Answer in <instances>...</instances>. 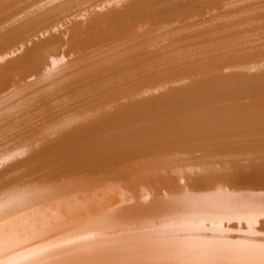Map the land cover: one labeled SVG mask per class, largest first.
<instances>
[{"label":"bare ground","instance_id":"6f19581e","mask_svg":"<svg viewBox=\"0 0 264 264\" xmlns=\"http://www.w3.org/2000/svg\"><path fill=\"white\" fill-rule=\"evenodd\" d=\"M258 90L264 0H0V264H264Z\"/></svg>","mask_w":264,"mask_h":264},{"label":"rangeland","instance_id":"374dc122","mask_svg":"<svg viewBox=\"0 0 264 264\" xmlns=\"http://www.w3.org/2000/svg\"><path fill=\"white\" fill-rule=\"evenodd\" d=\"M111 83L110 81H97V82H92V85L91 84H89V86L85 89V90H82V92L83 93H81V99L83 98V100H84V93H86V97H89V98H86L85 97V99H94L95 98V93L97 94V96L98 95H100V96H102V94L104 93L105 94V92H107V90L105 89V87H107L106 85H108L109 83ZM101 83H103L102 85H100ZM95 84V85H94ZM92 86H95L94 87V89H93V87ZM104 87V89H105V92H99V93H101V94H99L98 92H96V91H103L104 89H102ZM91 88V89H90ZM88 89H90L89 91H88ZM102 89V90H101ZM95 91V92H94ZM258 91H260V90H258ZM258 91H253V92H250L249 93V95L251 94V95H257V93H261V94H264L263 92H264V90H261L260 92H258ZM94 92V94L91 96V94L90 93H93ZM90 94L89 96H88V94ZM96 96V97H97ZM99 96V97H100ZM98 98V97H97ZM81 99H79V100H81ZM78 99H77V101H79ZM76 101V100H75ZM54 110V109H53ZM50 111H51V109H50ZM49 111V113L51 114V112ZM48 112V110H46V112L45 113H47ZM43 115V114H42ZM41 115V117H43ZM45 115V114H44ZM47 115H48V113H47ZM39 117V116H38ZM37 116H33V118H38ZM41 117H39V118H41ZM38 118V119H39ZM36 120V119H35ZM35 120H33L34 122V124L35 125H37L36 123L37 122H39L38 120L35 122ZM237 122H240V121H238V120H236ZM236 121L235 122H233V124L229 127V128H227L226 129V132L228 131H230L229 129H231L232 130V132L230 131V133H234V135L236 134V135H238L239 137H234V141H237V140H241V138H242V140L243 139H249V138H253L252 136H241V135H243V133L245 134L247 131L248 132H254V131H257V129H264V125L263 124H260V123H243V122H240L239 124L238 123H236ZM34 124H33V126H34ZM237 125V126H236ZM252 125V126H251ZM234 126H236V127H234ZM242 126V127H241ZM259 126V127H258ZM232 127V128H231ZM240 127V128H239ZM261 127V128H260ZM238 128V129H237ZM242 128V129H241ZM252 128H254V129H252ZM237 129V130H236ZM244 129V130H243ZM248 129V130H247ZM235 130V131H234ZM242 130V131H241ZM251 130V131H250ZM234 131V132H233ZM238 132V133H237ZM115 136V137H114ZM113 136V138H112V136H108V138L107 137H103L104 139H106L105 141H104V139H102V140H98V141H94L93 142V146H92V148L90 149L91 151H93V150H95V151H93V152H90V150H85V151H81V152H76V154L75 155H73V154H70V155H67V156H64L63 154H65L64 152H62V151H60V150H58V151H55V152H53V154L51 153V155H53L52 157H47V161H51L52 163H50V162H47L45 159H46V157L44 156L42 159L44 160V162L43 163H40V162H42L43 160L42 159H40V161H39V164H38V166L37 165H31V166H34V167H36V169L38 168V170H35V168L34 167H25V169L24 168H22L24 171H26L27 173H29L28 175H32V177H33V175L35 174V173H38L39 172V174L41 175V174H52V175H56V169H58V171L59 172H57V174H59L60 172H64L65 170H66V168L65 167H67L68 165H66V164H69L70 162H71V160L70 159H72V162L74 161V163H76L78 160H81V161H78L77 162V165L76 164H72V165H76V166H78L79 164V162L81 163V164H83V166L80 164L79 166H82V167H86V165L87 166H91V167H93V165H96V163L97 162H99V164L101 165V164H103V162L105 163L106 161H110V160H113L115 157H117V156H119V155H122V154H124V152L126 153V152H131V151H133V146H135V145H133V143H134V139H132V141L131 140H129V138H128V140L129 141H131L130 143H128L127 144V142H129L128 140H125L126 139V137H120V135H114ZM122 136V135H121ZM257 136V135H256ZM259 136V137H258ZM257 136V138H264V136L263 137H261L260 135H258ZM1 138V137H0ZM111 138H112V140H111ZM120 140H119V139ZM239 138V139H238ZM254 138H256L255 136H254ZM115 139V140H114ZM117 139V140H116ZM111 140V141H110ZM100 141H101V143H100ZM102 141H103V143H102ZM112 141H114V142H116V143H113ZM120 141H121V143H120ZM125 141V142H124ZM127 141V142H126ZM136 141V140H135ZM219 141V140H218ZM220 141H224V139H220ZM1 143H2V139H1V141H0ZM118 143V144H117ZM122 143H123V146H122ZM97 144H100V145H97ZM85 145H87V143L85 144ZM109 145H110V149H109ZM113 145H115V147L113 146ZM117 145H119V146H117ZM124 145H127V146H129V148L128 147H125ZM106 146H108V147H106ZM116 146H117V148H116ZM115 148V150H114V148ZM89 148V147H88ZM100 148V149H99ZM105 148V149H104ZM125 148V149H124ZM86 149H87V147H86ZM98 149V150H97ZM109 149V150H108ZM119 149V151H116V150H118ZM131 149V150H130ZM106 150V151H105ZM124 150V151H123ZM43 151V150H42ZM60 151V152H59ZM99 151V152H98ZM109 151V152H108ZM113 151V152H112ZM37 152V151H36ZM84 152V153H83ZM87 152V153H86ZM108 152V153H107ZM111 152V153H110ZM115 152H117V153H115ZM58 153H60V154H58ZM85 153L87 154V156L85 155ZM101 153H103V154H101ZM122 153V154H121ZM48 154V153H47ZM96 155V156H94V155ZM99 154H101L102 155V157H101V155L99 156ZM113 154V155H112ZM119 154V155H118ZM61 155H63V156H61ZM77 155V156H76ZM80 155V156H79ZM82 155V156H81ZM88 159V158H91V159H88V160H85L86 158L84 157V156ZM104 155V156H103ZM115 155V156H114ZM239 155H241V154H239ZM47 156V155H46ZM74 156H76V157H74ZM89 156V157H88ZM111 156V157H110ZM114 156V157H113ZM236 156H238V155H236ZM60 157V158H59ZM77 157H79V159L77 158ZM83 157V158H82ZM96 157V158H95ZM105 157V158H104ZM113 157V158H112ZM242 157L243 158H247L248 156H243L242 155ZM242 157H239L238 156V158H242ZM54 158V159H53ZM55 158H57V159H55ZM109 158V159H108ZM66 159V164H65V160ZM69 159V160H68ZM95 159H97V161L95 160ZM105 159V160H104ZM56 162H55V161ZM68 161H69V163H68ZM35 162H38V160L37 161H35ZM85 162V163H84ZM48 163V165L46 166V164ZM53 163L55 164V166L53 165ZM87 163V164H86ZM40 164H42V165H40ZM84 164H86L85 166H84ZM88 164H90V165H88ZM64 165V166H63ZM98 165V164H97ZM41 166V167H40ZM51 166V167H50ZM52 166H53V168H52ZM59 166H60V168H59ZM71 166V165H70ZM48 167V168H47ZM62 167H64V170H63V168ZM30 168H32V169H30ZM40 168H42V169H40ZM47 168V170L46 171H44L45 169ZM68 168V167H67ZM86 168H88V167H86ZM35 170V171H34ZM39 170H42V172L43 173H40L41 171H39ZM29 171H31V172H29ZM50 171H52V172H50ZM33 172H34V174H33ZM44 172H46V173H44ZM39 174H36V176L34 175V178H36L37 177V175H39ZM48 174V175H49ZM39 175V176H40Z\"/></svg>","mask_w":264,"mask_h":264}]
</instances>
